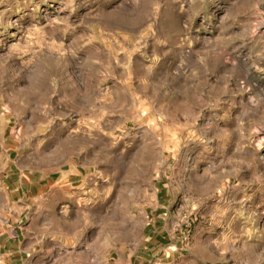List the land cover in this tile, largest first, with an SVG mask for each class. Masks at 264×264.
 Masks as SVG:
<instances>
[{
    "label": "rangeland",
    "instance_id": "rangeland-1",
    "mask_svg": "<svg viewBox=\"0 0 264 264\" xmlns=\"http://www.w3.org/2000/svg\"><path fill=\"white\" fill-rule=\"evenodd\" d=\"M25 230L72 264H264V0H0V232Z\"/></svg>",
    "mask_w": 264,
    "mask_h": 264
},
{
    "label": "crops",
    "instance_id": "crops-1",
    "mask_svg": "<svg viewBox=\"0 0 264 264\" xmlns=\"http://www.w3.org/2000/svg\"><path fill=\"white\" fill-rule=\"evenodd\" d=\"M58 245L57 236H46L43 230H25L16 239L3 231L0 232V264H72L77 260L78 255L74 253L68 262V255L62 256ZM80 255L82 261L89 263L93 257L86 253Z\"/></svg>",
    "mask_w": 264,
    "mask_h": 264
}]
</instances>
